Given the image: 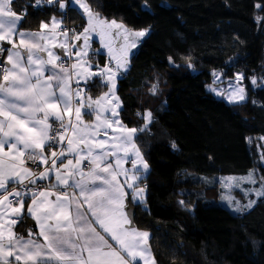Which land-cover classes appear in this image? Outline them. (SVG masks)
<instances>
[{
  "label": "trees",
  "instance_id": "16d2710c",
  "mask_svg": "<svg viewBox=\"0 0 264 264\" xmlns=\"http://www.w3.org/2000/svg\"><path fill=\"white\" fill-rule=\"evenodd\" d=\"M84 1L100 18L149 29L117 80L116 94L119 118L128 127H142L145 110L152 114L150 126L136 137L149 165L139 182L144 203L131 209L134 227L150 233L155 264H264V198L234 215L215 204L210 196L217 183L207 181L254 167L264 181V151L257 165L249 144L250 138H264V87L249 85L252 77L264 79V0ZM44 2L37 7L35 0H13L20 30L35 31L51 15L76 32L83 29L85 18L70 0L63 13L58 3ZM188 56L195 71L186 66ZM89 57L105 62L95 46ZM214 71L225 80L242 73L246 101L228 105L213 97L206 87ZM153 84L156 95L149 92ZM86 87L93 99L103 89L97 79ZM25 225H18V234H25Z\"/></svg>",
  "mask_w": 264,
  "mask_h": 264
},
{
  "label": "snow or ice",
  "instance_id": "6c2138e0",
  "mask_svg": "<svg viewBox=\"0 0 264 264\" xmlns=\"http://www.w3.org/2000/svg\"><path fill=\"white\" fill-rule=\"evenodd\" d=\"M12 3L0 0V42L11 45L0 65V190L6 193L0 195V264H12L13 257L18 264H155L148 246L150 233L132 226L126 209L129 190L133 203H144L145 189L139 182L146 179L149 165L136 144V136L145 130L152 114L145 110V125L128 127L119 118L120 101L115 95L116 81L128 71L130 49L149 29H129L122 22L102 19L84 0H71L83 9L86 24L79 32L60 29L64 40L52 45L63 48L69 61L76 58L69 67L49 49L44 31L55 33L62 21L53 15L50 28L42 21L39 32L18 31L22 17ZM46 3H58L62 13L68 7L66 0ZM40 4L41 0H35L37 7ZM94 35L108 56L103 68L97 65L95 71L86 59ZM120 37L122 43L118 42ZM4 51L0 46V52ZM41 53H46V58ZM183 59L187 68L195 71L191 56ZM169 63H174L171 57ZM219 75L213 72V83ZM95 77L108 91L95 99H85L86 87L81 81L87 85ZM235 78L237 84L229 83L227 89L210 90L230 104H239L246 99L245 89L239 84L242 75L238 73ZM251 82L255 85L256 77ZM156 90L153 84L149 92L156 95ZM84 115H91L93 120L86 122ZM172 147L176 148L174 142ZM28 161L36 168L43 167V171L26 167ZM84 161L86 167L82 166ZM125 163H131V169L123 167ZM43 181L48 185L37 187ZM227 181L229 188L243 182L257 183L252 172L238 181L232 177ZM9 184L19 187L8 193ZM241 190L246 198L254 195L257 199L241 204L226 195L224 199L233 212L251 209L264 198V182L258 188ZM29 194L27 212L39 229L42 243L32 238L31 230L27 239L17 236L11 230V225L17 223L15 219H8L9 227L5 228V215L19 216Z\"/></svg>",
  "mask_w": 264,
  "mask_h": 264
},
{
  "label": "rangeland",
  "instance_id": "374dc122",
  "mask_svg": "<svg viewBox=\"0 0 264 264\" xmlns=\"http://www.w3.org/2000/svg\"><path fill=\"white\" fill-rule=\"evenodd\" d=\"M84 3H86V2L84 1ZM86 4H87V3H86ZM87 5H88V4H87ZM70 6H71L74 10H77V11H78V12L84 17L83 9H81L80 6H79L78 4L73 5V4L71 3V0H70ZM91 10H92V9H91ZM80 11H81V12H80ZM73 13H74V12H73ZM52 17H53V15L49 16L48 20H51ZM55 17H56L57 20H59L57 16H55ZM102 19H105V18H102ZM106 20H108V21L116 20L117 22H122L121 20H117V19H106ZM122 23H123V22H122ZM123 24H124V23H123ZM65 25H66V24H63V25H61V26L57 29V33H58V35L60 36V37L58 36V39L62 38V39H61L62 41H63V39H64V35H63V33H60L58 30H59L61 27L65 26ZM126 27H127V26H126ZM127 28H128V27H127ZM140 30H141V29H140ZM113 31H115V30H113ZM148 33H149V32H148ZM148 33H147L144 37L139 38V40H138V42H137V44H136V47L130 49L129 64H130V58H131V56L136 52V50H137V48L139 47L140 43H141V42L143 41V39L148 35ZM70 39H71V35L69 36V40H70ZM130 39H131V38H130ZM95 40L98 42V48L102 49V50H101V51H102L101 54L104 55V57H105V62H106V60L108 59V56H107V54H106V49L101 48L100 41H99V37H98V39H95ZM62 41H60V42H62ZM118 42L122 43V42H123V38L120 37L119 40H118ZM80 44H81V42H80ZM65 58H67V57L65 56ZM75 59H76V58H74V60H75ZM87 61H88L89 64H91V66H92V70L95 71L97 65H99V63L97 62V59H96V62H92L91 59H90V57H88ZM105 62H104V64H105ZM104 64H103V65H99V67H100V68H103ZM128 68H129V65H128ZM217 73H218V72H217ZM124 74H125V73H124ZM236 74H238V73H236ZM236 74L234 75V77H233L232 79H229V80L222 79V78H221V75H219V80H218L216 83H213L214 77L212 76V79H211V83H210V85H208V86L206 87L207 91H208L213 97H215L216 99L221 100V101H223L224 103H226V104H228V105H232V104L228 103V101H227L226 99H224L223 96H217V95H215V93L212 92L210 89L213 88V87H215V88H224V89H227L229 83H232L233 85L237 84V81H236V78H235V77H236ZM239 74H241L242 77H243L242 80L239 81V84H240L241 86L244 87V89H245V96H246V98H247V89H246L245 82H244V76H243L242 73H239ZM121 75H122V74H121ZM94 79H97L98 84L101 85V86H103V89L101 90V92H100L99 95L97 96V97H99V96H101L103 93L107 92L108 89H107V86H106L104 83L101 82V79H100L99 77H95ZM256 80H257V83H256L255 85H253L252 82H251V80H250L249 85H250L251 88L256 89V88H259V87H264V79L256 78ZM90 81H91V80H89L88 83H89ZM88 83H87V84H88ZM82 85H83V87H86V86H87V85L84 84L83 81H81V86H82ZM84 85H85V86H84ZM116 88H117V81H116ZM116 88H115V95L117 96V94H116ZM89 93H90V91H87V87H86V91L83 93V96H84L85 94H86V95H89ZM97 97H96V98H97ZM94 99H95V98H94ZM245 101H246V99H245L244 101L240 102L239 104H242V103H244ZM233 105H236V104H233ZM120 108H121V105H120ZM120 108H119V109H120ZM119 109H118V111H119ZM109 115H110V113H109ZM142 117H143V116H142ZM151 122H152V116H151L150 123L146 126V128H145L144 131L147 130V128L150 126ZM144 125H145V122H144V120H143V122H142V126H144ZM144 131H142V132H144ZM249 144H250V145L252 144V146H254L253 148L255 149V151H256L257 154H258V155H257V162H256V164H257V165L263 164V159H262V154H263V153H262V152L264 151V138H262V137L250 138V139H249ZM142 155H143V152H142ZM143 157H144V155H143ZM144 159H145V158H144ZM249 172H252V173H253V175H254V177H255V179H256V181H257V183H256L255 185H253V184H249V183H246V182H243V183H240L239 186H233V187H231V188H229V187L226 186V185L228 184L227 178L232 177V178H234V182H235V181H238L239 178L247 176ZM207 181H208V184H211V183H214V182L217 183L216 191L211 192V196H210V197L214 198V200L216 201L215 204H217L218 206H220V207H222V208L228 210L231 214H234V215H236V214H242V213H244V212H247V211L250 210V209H245V210L242 211V212H233L232 209L229 208V206H228V201H227L226 199H224V197H225L226 195H230L231 197H233V202H235V201L238 200V201H240L241 204H247L248 199H257V198H256L254 195H250L249 197L246 198V197H245V194H244V192L241 190V188H243V189H250V188H254V187H255V188H258L259 185H260V183H261V182H264V181L260 178L259 173H258V170H257L256 167H254V168L248 170L245 174H230V175L219 176V177H211V178H209ZM141 187H143V185H142ZM143 188H144V187H143ZM144 195H145V192H144V194H143V197H144ZM132 202H133V200H132ZM136 204H141V208H142L143 203H139V202H137ZM151 255H152V254H151Z\"/></svg>",
  "mask_w": 264,
  "mask_h": 264
},
{
  "label": "crops",
  "instance_id": "0c3cea01",
  "mask_svg": "<svg viewBox=\"0 0 264 264\" xmlns=\"http://www.w3.org/2000/svg\"><path fill=\"white\" fill-rule=\"evenodd\" d=\"M81 12V11H80ZM85 18V17H84ZM58 19L59 20H61L62 21V18L61 17H58ZM46 24H49V28L51 27V20H48L47 22H45ZM19 24H20V21L18 22V31H25V30H20L19 29ZM85 24H86V18H85ZM61 25H63V21H62V23L59 25V27L61 26ZM58 27V28H59ZM57 28V29H58ZM83 30V29H82ZM81 30V31H82ZM40 31V27H38V29L37 30H35V31H25V32H39ZM46 33H47V35H48V37H49V43H48V47H49V49L51 50V51H53V52H55L57 55H59L60 57H61V59H63V58H65V56H64V49L63 48H61V47H52V45L53 44H57L58 42H60V41H62L61 39L62 38H60V39H58V33H57V30H56V32L55 33H52L49 29H45L44 30ZM53 36H54V38H53ZM60 37V36H59ZM95 39H98V36H95L94 35V37H93V42L91 43V46H90V48L87 50V52H88V55H87V58L86 59H88V57H89V53H90V50H91V48L93 47V46H95V47H97L98 48V42L95 40ZM64 40V39H63ZM80 42H81V44H82V41H76V43L77 44H80ZM17 43H18V40H17ZM0 46H3V47H11V45H9V44H7L6 42H0ZM98 50H99V53L101 54L102 53V49H100V48H98ZM21 51H24V50H21ZM42 55H45V58H46V53H41ZM6 56H7V53L5 54V59H6ZM74 56L72 57V61H75L74 60ZM25 62H26V53H25ZM88 62V61H87ZM70 67H71V64H70ZM71 86L73 87V88H75V81H72L71 82ZM85 86V85H84ZM82 87H83V85H82ZM84 97H85V99L88 97V95H84ZM120 110V109H119ZM84 120L86 121V122H91L92 120H93V117L91 116V115H84ZM66 120H67V118H65ZM109 132H111V129H109L108 130ZM138 134V133H137ZM137 137V136H136ZM105 139H107L106 137H105ZM65 143V145H66V141L64 142ZM82 166H83V164H82ZM123 167H125V168H128V169H131V167H132V165H131V163H125L124 165H123ZM41 171H43V168H42V170ZM119 179L120 180H123V177H119ZM53 182H54V176H53ZM41 183H44L46 186L48 185V181H43V182H41ZM13 186H15V185H12V184H9L8 186H7V192L8 193H11L13 190H11V188L13 187ZM125 187H127V185H125ZM140 187H141V185H140ZM2 194H6V193H4L3 192V190H0V195H2ZM11 196H9V198H10ZM52 199H54V197H52ZM31 202V199H30V194H29V198H27V202L25 203V205H24V207H23V209H22V211H21V214L19 215V216H15V215H13V216H8L7 214L5 215V228L7 229L9 226L7 225V220L8 219H15L16 221H17V223L16 224H14V225H11V230L17 235V236H23L25 239H27L28 238V234H29V230H31L32 231V233H33V239H39L40 240V242L42 243L43 241H42V238H40L39 237V229L37 228V226H36V223H35V221L31 218V216L28 214V212H27V203H30ZM133 202H132V196H131V190H129V194L126 196V209H127V212L130 214V216H131V218H132V209H131V204H132ZM86 213H87V206L85 205L84 206V209H83ZM89 215H90V213H88ZM20 223H25L26 225L24 226V230H25V234L24 235H20V234H18V230H16V228L18 227V225L20 224ZM132 226H134L133 225V222H132ZM98 227V226H97ZM102 231V230H101ZM105 235V238L106 239H108L109 240V242L110 243H112L113 245L115 244V242L114 241H112L111 240V237L110 236H108L107 234H104ZM152 256V255H151ZM11 260H12V264H18V262H16L15 261V259H14V257L13 258H10ZM140 264H143V262H140Z\"/></svg>",
  "mask_w": 264,
  "mask_h": 264
},
{
  "label": "built area",
  "instance_id": "2783aa9c",
  "mask_svg": "<svg viewBox=\"0 0 264 264\" xmlns=\"http://www.w3.org/2000/svg\"><path fill=\"white\" fill-rule=\"evenodd\" d=\"M42 5H43V7H51V6H52V5H51V6L48 5L46 2H44ZM60 29L73 30V28H72L71 26L67 25V24H66L65 26L61 27ZM60 29H59L58 31H59L60 33H62V32L60 31ZM70 35H71V31L69 32V36H70ZM2 47H3V46H2ZM3 48L5 49V51H4V52H0V65L3 64V62H4V60H5V54L7 53L6 49H8L9 47H3ZM96 52H97V49H96V48H93V50H92L93 56H95ZM62 60L65 61V62H68V66L70 67V64H71L72 61H69V58H68V57H67V58H63ZM54 126H55V127H58V125H54ZM52 135H54V133H53ZM86 165H87V162L84 161V162H83V166L86 167ZM25 166H26V167H29L30 169H33L34 171H37V172L41 171L42 168H43V167H41V168H36V166H35L34 164H32V162H30V161L26 162ZM25 183H27V181H26ZM14 187L18 188L19 185L17 184V185H15V186H13V187L11 188V190H13ZM37 187L43 188V187H46V185H45L44 183L39 182L38 185H37ZM9 199H15V198H14V197H10Z\"/></svg>",
  "mask_w": 264,
  "mask_h": 264
}]
</instances>
